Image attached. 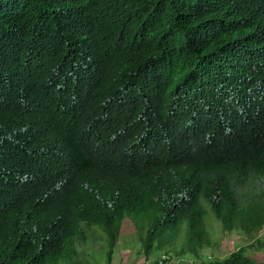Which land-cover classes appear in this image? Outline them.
<instances>
[{
	"label": "clouds",
	"instance_id": "obj_1",
	"mask_svg": "<svg viewBox=\"0 0 264 264\" xmlns=\"http://www.w3.org/2000/svg\"><path fill=\"white\" fill-rule=\"evenodd\" d=\"M120 1L84 0L76 14L63 0L41 17L0 0V264H71L72 247L106 249L105 212L118 235L133 225L117 197L187 199L199 170L181 153L203 158L264 118V0H233L249 34L225 43L220 58L233 62L211 102L205 86L166 83L171 35L123 20ZM69 227L84 239L69 244Z\"/></svg>",
	"mask_w": 264,
	"mask_h": 264
},
{
	"label": "trees",
	"instance_id": "obj_2",
	"mask_svg": "<svg viewBox=\"0 0 264 264\" xmlns=\"http://www.w3.org/2000/svg\"><path fill=\"white\" fill-rule=\"evenodd\" d=\"M70 2L78 14L84 0ZM60 3L63 4V0H25V12L46 17V13L57 12ZM118 4L124 9L123 20L145 18L154 23L157 30L171 35L170 60H166L172 68L161 70L168 85H202L206 87L209 102L217 97L224 84L222 69L227 71L233 62L229 55L226 62L220 58L227 54L225 43L236 45L249 34L248 28L241 24V2L122 0ZM241 68L249 74L250 68L244 64ZM239 79L242 78L233 77L231 81ZM238 84L241 89L232 85L229 88L243 91L247 87L241 82ZM214 146H219L216 152L203 158L181 153L183 163L199 170L187 199L166 203L153 194H148L147 200L116 198L115 202L124 212H133V228L141 247L138 253L143 257L141 264H169L171 258L178 259L182 255H191L195 259L191 264H264V259L257 260L251 253L264 251V239L257 236L264 224V118L247 124L234 136L222 138ZM207 208L219 221L223 233L238 230L249 243L234 248L224 257L202 259L201 250L215 245L218 240L208 233ZM100 219L101 224L96 227L103 230L107 250L104 259L98 257V264L101 260L109 264L118 237L117 225L112 222L116 217L105 212ZM89 223L94 225V222ZM66 238L71 244L72 239L74 243L84 239V235L78 234L76 227H69ZM247 248L251 252L247 253ZM155 252L161 255L153 257ZM79 254L77 256L72 247L70 256L74 261L71 260V264H96L84 258L82 252Z\"/></svg>",
	"mask_w": 264,
	"mask_h": 264
},
{
	"label": "rangeland",
	"instance_id": "obj_3",
	"mask_svg": "<svg viewBox=\"0 0 264 264\" xmlns=\"http://www.w3.org/2000/svg\"><path fill=\"white\" fill-rule=\"evenodd\" d=\"M205 215L208 233H210L213 238H217L218 240L215 245L201 250L200 257L202 259H209L214 256L224 257L234 248L240 245H247L249 243V240L238 230H231L223 233L221 231L219 221L212 216L208 208L206 209ZM135 231L136 230H134L133 225L129 220H123L109 264H141L143 262L142 255L138 253L141 251V247L139 241L137 240V234ZM257 236L264 239V224L257 232ZM99 244V241H97V244L95 243V245L89 246L88 250L95 251H87L84 258L91 259L96 264H98V257L102 256L104 259V254L107 250V248L105 249L104 240L101 246L97 248ZM79 246L80 245L77 247ZM246 251L249 253L251 252V249L247 248ZM251 253L257 260L264 259V251L262 250ZM159 255H161V252H155L152 254L153 257H158ZM71 260L74 261L73 258H71ZM192 261H195V259H193L191 255H182L178 259L175 257L171 258L169 264H191ZM99 262L100 264H106L102 260Z\"/></svg>",
	"mask_w": 264,
	"mask_h": 264
}]
</instances>
